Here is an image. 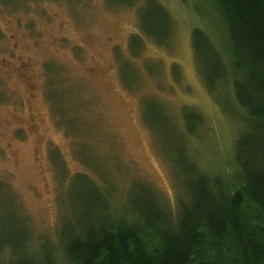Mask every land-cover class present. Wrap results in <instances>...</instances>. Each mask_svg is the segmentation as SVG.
<instances>
[{"label": "rangeland", "instance_id": "obj_1", "mask_svg": "<svg viewBox=\"0 0 264 264\" xmlns=\"http://www.w3.org/2000/svg\"><path fill=\"white\" fill-rule=\"evenodd\" d=\"M213 4L0 0V264L59 247L93 209L175 212L192 164L229 177L231 77L209 91L191 41L199 27L225 56Z\"/></svg>", "mask_w": 264, "mask_h": 264}, {"label": "trees", "instance_id": "obj_2", "mask_svg": "<svg viewBox=\"0 0 264 264\" xmlns=\"http://www.w3.org/2000/svg\"><path fill=\"white\" fill-rule=\"evenodd\" d=\"M212 2L225 56L199 27L191 41L209 91L221 71L231 77L225 86L241 128L229 177L192 164L190 198L175 212L150 200L130 214L93 209L59 247L26 251L10 264H264V0Z\"/></svg>", "mask_w": 264, "mask_h": 264}]
</instances>
